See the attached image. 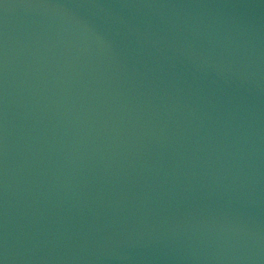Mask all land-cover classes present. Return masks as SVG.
<instances>
[{
  "label": "water",
  "instance_id": "obj_1",
  "mask_svg": "<svg viewBox=\"0 0 264 264\" xmlns=\"http://www.w3.org/2000/svg\"><path fill=\"white\" fill-rule=\"evenodd\" d=\"M0 264H264V0H0Z\"/></svg>",
  "mask_w": 264,
  "mask_h": 264
}]
</instances>
